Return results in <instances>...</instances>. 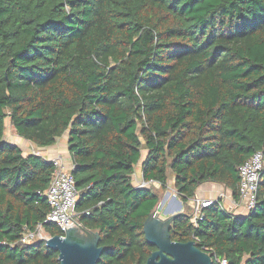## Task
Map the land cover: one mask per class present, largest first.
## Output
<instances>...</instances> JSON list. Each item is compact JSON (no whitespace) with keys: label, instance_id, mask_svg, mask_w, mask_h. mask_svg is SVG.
<instances>
[{"label":"trees","instance_id":"1","mask_svg":"<svg viewBox=\"0 0 264 264\" xmlns=\"http://www.w3.org/2000/svg\"><path fill=\"white\" fill-rule=\"evenodd\" d=\"M51 146L68 132L83 227L100 233L98 264H145L144 223L160 202L218 182L239 197V167L264 149V0H0V264H60L45 241L55 164L5 139ZM178 214L174 241L213 264H264V169L246 215L214 203Z\"/></svg>","mask_w":264,"mask_h":264},{"label":"built area","instance_id":"2","mask_svg":"<svg viewBox=\"0 0 264 264\" xmlns=\"http://www.w3.org/2000/svg\"><path fill=\"white\" fill-rule=\"evenodd\" d=\"M55 164L52 181L46 191V196L51 207V211L47 216V222H54L61 229V236L65 235L66 226L72 228H81L82 224L79 220V214L76 210V204L79 196V190L76 186L73 169L75 162L72 161L67 166L62 156L52 159ZM264 169V149L255 152L250 159L239 167L240 185H239V203L242 204L249 212L256 206L258 200V190L260 180L262 178V170ZM143 187V186H139ZM192 206V218L196 221L203 216L204 208L219 202L216 199H205L194 196L188 199ZM221 208L225 209L221 202ZM53 237L42 224L35 229L25 228L20 242L34 243L36 241H46ZM225 264V262H223Z\"/></svg>","mask_w":264,"mask_h":264},{"label":"water","instance_id":"3","mask_svg":"<svg viewBox=\"0 0 264 264\" xmlns=\"http://www.w3.org/2000/svg\"><path fill=\"white\" fill-rule=\"evenodd\" d=\"M163 217L159 209H154L144 223L146 240L157 249L152 252L145 264H213V256L196 245L174 241L170 230L175 217ZM64 236L53 235L46 240V246L59 253L60 264H98L104 251L100 246V233L85 227L66 226ZM83 232L85 235H79Z\"/></svg>","mask_w":264,"mask_h":264},{"label":"crops","instance_id":"4","mask_svg":"<svg viewBox=\"0 0 264 264\" xmlns=\"http://www.w3.org/2000/svg\"><path fill=\"white\" fill-rule=\"evenodd\" d=\"M20 140L24 141V143H26L25 141H27L28 143H31L33 145L32 151H26L25 149H23V147H22L23 142L21 143ZM20 140H18L17 142H11V143L20 146L23 149L25 154L35 153V154L42 155L43 157H45L49 160H52L58 156H62L64 158L67 166H70L72 161H73V158L69 152L68 132H66L63 136L59 137L55 144H53L51 146H47V147H42V149H36V146L34 143L24 139L21 136H20ZM27 144H26V146L28 147ZM196 196H199V197L205 198V199H210V198L216 199L223 204V206L225 207L226 210H228L234 214L246 215L249 213L245 209V207L239 203V197L236 198L234 196L233 191L223 183H218V182L203 183L202 185L199 186V188L196 192ZM174 197H176V195H174L173 198ZM171 198H169V200H171ZM188 202L189 201H186L185 203H188ZM172 203L174 205H176L177 202H176V200L173 201V199H172ZM182 207H183L182 209H185L184 204ZM181 211L183 212L184 210H181Z\"/></svg>","mask_w":264,"mask_h":264},{"label":"rangeland","instance_id":"5","mask_svg":"<svg viewBox=\"0 0 264 264\" xmlns=\"http://www.w3.org/2000/svg\"><path fill=\"white\" fill-rule=\"evenodd\" d=\"M5 139L10 141V142H17L18 140H20V136L17 133V131L15 130L14 126L12 125L10 118L6 119ZM20 142L21 143L23 142L22 143L23 149H25L26 151H32L33 145L31 143H28L27 141H25L26 143H24V141H21V140H20ZM26 144L28 145V147L26 146ZM35 146H36V149H42V146H39L37 144H35ZM146 154H147V150L143 149L142 150V159L136 165V171L133 175L134 185L152 188L154 191H156L158 194H160V196H161L160 202L158 203V205L156 206L155 209L158 208L163 217H170L175 213H182L181 210H184L183 212L186 211V212L192 213L191 203H189V202L185 203L183 201L182 197L177 193V190L173 184L172 173L169 172V180H168V184L166 187H162L159 183H156V182H146L143 179L142 162H143L144 158L146 157ZM174 195H176V197L173 198ZM169 198H171V200H169ZM172 199H173V201L176 200V202H177L176 205L173 204L174 202L172 203ZM183 204L185 205V209H182ZM79 235L83 236L85 234L83 232H80Z\"/></svg>","mask_w":264,"mask_h":264}]
</instances>
